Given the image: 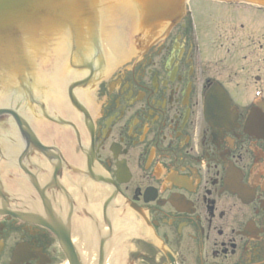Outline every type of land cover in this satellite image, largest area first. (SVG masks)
I'll return each mask as SVG.
<instances>
[{
  "label": "flooded vegetation",
  "instance_id": "1",
  "mask_svg": "<svg viewBox=\"0 0 264 264\" xmlns=\"http://www.w3.org/2000/svg\"><path fill=\"white\" fill-rule=\"evenodd\" d=\"M92 71L0 143V264H264V7L193 1L87 106Z\"/></svg>",
  "mask_w": 264,
  "mask_h": 264
},
{
  "label": "water",
  "instance_id": "2",
  "mask_svg": "<svg viewBox=\"0 0 264 264\" xmlns=\"http://www.w3.org/2000/svg\"><path fill=\"white\" fill-rule=\"evenodd\" d=\"M227 1L264 5V0ZM114 6L136 13L130 21L137 30L134 44L138 34L152 39L184 12V0H0V94L33 89L40 65L56 58L62 42L68 44L69 30L97 41L99 28L113 15L106 9Z\"/></svg>",
  "mask_w": 264,
  "mask_h": 264
},
{
  "label": "bare ground",
  "instance_id": "3",
  "mask_svg": "<svg viewBox=\"0 0 264 264\" xmlns=\"http://www.w3.org/2000/svg\"><path fill=\"white\" fill-rule=\"evenodd\" d=\"M125 27V19H123L121 23H117L113 16H108L106 17L105 24L99 28L100 33H104L107 36V39H105V44L111 50L110 54L108 55L111 61L118 57V49L124 47L126 42L125 35L128 32V27ZM114 32H117L118 34L115 36ZM114 47L119 48L112 52Z\"/></svg>",
  "mask_w": 264,
  "mask_h": 264
},
{
  "label": "rangeland",
  "instance_id": "4",
  "mask_svg": "<svg viewBox=\"0 0 264 264\" xmlns=\"http://www.w3.org/2000/svg\"><path fill=\"white\" fill-rule=\"evenodd\" d=\"M193 7H194V14H193L194 23L202 27H207L210 23V18L211 15L213 14V9H208L207 6H198V7L193 6ZM215 35L216 36L211 40L214 41L221 40L216 32Z\"/></svg>",
  "mask_w": 264,
  "mask_h": 264
}]
</instances>
